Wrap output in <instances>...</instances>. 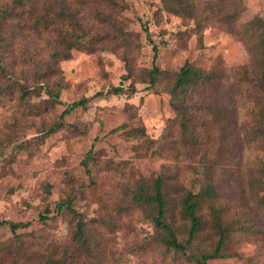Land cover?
<instances>
[{
    "label": "rangeland",
    "instance_id": "obj_1",
    "mask_svg": "<svg viewBox=\"0 0 264 264\" xmlns=\"http://www.w3.org/2000/svg\"><path fill=\"white\" fill-rule=\"evenodd\" d=\"M36 1L0 0V33L6 36L0 45L8 47V74L0 70V220L30 223L16 231L0 225V264H47L51 257L67 264H197L194 256L215 251L216 216L228 229L226 256L208 264H264L259 101L241 100L238 127L222 119L187 133L180 127L165 131L176 116L170 90L186 61L216 71L227 85L235 83L237 68L251 65L249 38L263 30L264 0ZM170 4L189 10L177 13ZM62 6L88 16L89 36L110 35L103 48L73 50L70 58L53 62L59 32L70 39L74 31L55 17ZM98 11L113 24L93 21ZM45 13L55 28L46 31L40 23L39 33L35 25ZM198 20L202 32L195 28ZM117 29L132 39L118 37ZM154 66L161 74L151 84ZM131 83L134 94L110 92ZM100 91L104 95H96ZM83 98H89L87 107L62 118L70 103ZM217 100L215 105L223 104ZM207 167L218 197L203 202L202 228L188 244L191 220L183 198L188 189L202 187ZM158 176L165 178L170 202L166 221L187 253L168 244L167 232L155 222L156 205L138 198L154 194ZM80 226L83 242L75 236Z\"/></svg>",
    "mask_w": 264,
    "mask_h": 264
},
{
    "label": "trees",
    "instance_id": "obj_2",
    "mask_svg": "<svg viewBox=\"0 0 264 264\" xmlns=\"http://www.w3.org/2000/svg\"><path fill=\"white\" fill-rule=\"evenodd\" d=\"M36 2V0H19L20 5L28 4L30 6ZM84 4H87V2H84ZM169 8L177 13H184L189 10V7L186 5H179L178 8H175L174 5L170 4ZM86 9L87 6H84L83 10ZM4 11L7 12V9ZM191 11L193 12V10ZM2 16H5V14ZM55 17H57L60 22H64L66 20L67 22H70L74 27V31L72 33V38L70 39H68L65 34L59 32V38L54 42L55 51L52 53L54 63L70 58L73 50L82 49L88 52H95L98 49L103 48V45L110 38V35L107 33L104 35L89 36L88 29L91 27L88 22L89 18L86 14L81 13L79 10L75 13H68L62 6L59 13ZM91 17L93 21L103 23V25L113 24L111 16H107L104 12L98 11L96 16ZM39 20V23L37 22L35 25V29L39 33H41L43 29L41 28V26H43L41 24H45L44 29H46V31L54 30V25L56 23L54 18H51V16L45 13L41 14ZM251 25H257V20L253 19L251 21ZM261 27L263 28L262 31H254L255 35L249 38L251 42L250 50L253 54L252 63L249 67L244 66L235 70L234 73L236 78L234 84L231 83L227 85L222 82L221 75L216 71H208L194 66L189 61L185 62V64L180 68L174 86L170 90L172 95L171 103L176 111V116L169 119L167 122V128L165 130L166 134L169 132L171 127H180L183 133H187L189 131V127H214L218 122L221 123L222 119H224V122L227 121V127L230 125L238 127L240 125L238 110L239 103L241 100H245L248 96L259 101L260 112L259 119L257 120V127H264V24ZM195 28L198 29L199 32H202L204 27L201 20L197 21ZM125 31L127 30L117 29V36H122L123 39L129 41V38L132 39L131 33H125ZM146 33L147 37L151 38V33L148 27H146ZM114 38L117 37L115 36ZM0 41H6V36H3L1 33ZM7 48L8 47L5 44H2V47L0 45V70L4 74H8L3 59ZM153 49L155 51V56L157 57L159 47L156 44H153ZM159 74H161V70L157 66H154L149 72V80L151 84L156 83L157 76ZM22 89L24 92L29 91V88L24 85H22ZM137 90L136 84L131 83L128 88H125L123 85L114 86L110 92L113 94L129 93L131 95L136 93ZM50 92L51 95L54 96V92ZM96 95L102 96L104 95V92L100 91ZM216 96L218 97L217 101L220 100L223 104L215 105L216 101L214 100L216 99ZM88 101L89 98L73 101L62 113V118L78 107H87ZM202 111H206L207 115H203V117L199 116L198 113ZM130 118H136V115L132 114ZM62 125L63 122H59L52 127L51 130L54 131ZM126 126L127 123L121 125L122 128H125ZM223 127H225V125H223ZM263 130L264 129H262V131ZM206 176L207 178L199 190L188 189L183 198V213L185 217L191 220L189 238L187 240L188 244L192 243L193 239L202 228V220L199 216V212L202 208L203 202L206 200H215L218 197L214 173L211 168L206 171ZM165 185V178L163 176H158L154 184V194H139L138 198L148 203L153 202L156 205L157 215L155 217V222L159 227H162L167 232L168 244L187 253V245L182 244L179 241L175 229L166 221L169 214L170 202L167 193L164 190ZM261 204L264 207V195L261 197ZM63 207L64 205H60V208ZM29 224L30 223L14 222L9 219L0 220V225H8L14 231L20 227L28 226ZM215 226L218 228L220 234L215 251L213 253H204L200 257L194 256L193 258L197 264H208V260L211 258L226 256L223 255L222 250L226 244L228 229L223 226L219 216H216ZM75 236L80 241H84V231L82 226L77 229ZM47 264L67 263L63 258L54 259L51 257L49 258Z\"/></svg>",
    "mask_w": 264,
    "mask_h": 264
}]
</instances>
